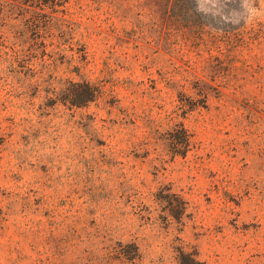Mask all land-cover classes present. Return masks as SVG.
I'll return each instance as SVG.
<instances>
[{
    "label": "rangeland",
    "instance_id": "rangeland-1",
    "mask_svg": "<svg viewBox=\"0 0 264 264\" xmlns=\"http://www.w3.org/2000/svg\"><path fill=\"white\" fill-rule=\"evenodd\" d=\"M0 264H264V0H0Z\"/></svg>",
    "mask_w": 264,
    "mask_h": 264
},
{
    "label": "trees",
    "instance_id": "trees-1",
    "mask_svg": "<svg viewBox=\"0 0 264 264\" xmlns=\"http://www.w3.org/2000/svg\"><path fill=\"white\" fill-rule=\"evenodd\" d=\"M89 90H90V93H89V100L91 97H93V92H92V89L91 87L89 86ZM179 141L178 143L181 144V146H187L188 145V136H187V133L183 130L182 128V135L180 137H178Z\"/></svg>",
    "mask_w": 264,
    "mask_h": 264
}]
</instances>
